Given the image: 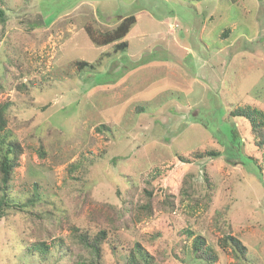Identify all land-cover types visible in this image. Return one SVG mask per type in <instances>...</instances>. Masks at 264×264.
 <instances>
[{
	"label": "rangeland",
	"instance_id": "1",
	"mask_svg": "<svg viewBox=\"0 0 264 264\" xmlns=\"http://www.w3.org/2000/svg\"><path fill=\"white\" fill-rule=\"evenodd\" d=\"M0 9V141L23 150L9 195L39 199L0 219V264H88L73 243L79 224L111 226L118 246L138 243L152 264H207L196 236L212 264H264V148L228 117L233 107L264 114V0H1ZM129 15L124 50L87 35ZM206 151L219 154L193 159ZM151 177L169 205L145 202ZM138 202L151 211L137 215ZM225 235L245 247L241 258ZM105 261L125 264L108 250Z\"/></svg>",
	"mask_w": 264,
	"mask_h": 264
},
{
	"label": "trees",
	"instance_id": "2",
	"mask_svg": "<svg viewBox=\"0 0 264 264\" xmlns=\"http://www.w3.org/2000/svg\"><path fill=\"white\" fill-rule=\"evenodd\" d=\"M4 19V13L2 9H0V23H3L5 21ZM135 22V17L133 15H129L121 20L111 30L98 33V35H94L93 32L88 29H86V32L90 40L96 45L106 46L118 42L116 43L114 49H116V51L124 50L127 47V43L122 40L128 34ZM79 66L86 68L92 67V65H89L86 62L79 64ZM6 109L7 106L5 104H0V133H2L6 127ZM228 117L246 121L249 126L254 146L257 149L264 148V114L261 111L253 107H233L229 109ZM22 153V146L19 142L0 141V219L6 216L7 212L10 210H22L27 207L32 208L39 201L36 192L32 193V195L23 204L15 203L9 195L12 174L18 166V161ZM218 154L219 153L215 151H206L193 155V159L197 160L201 159V157H216ZM236 156L239 158L238 151ZM181 160L182 162L187 163L186 159L181 158ZM257 169H259L258 166ZM151 179H153L151 182L148 181L145 184L146 187H151L150 190L147 189L144 191L145 202L150 201L152 197H159V204H161V206L169 205L170 203L167 202L165 197L166 188L163 186L161 177H151ZM150 211L151 208L149 206L141 205L139 202L136 204L135 212L137 215H139L140 212L145 213ZM110 227L111 226H106V228H96L95 226H88L87 224H84V226L81 224L73 226L71 230L73 243L78 250L85 252L89 256L88 264H106V250L114 255L115 258L122 257L125 260V264H152V257L147 255L138 243H135L132 248L128 249L118 246L116 244L118 233L115 232L114 229H110ZM188 234L191 235L190 232H188ZM222 242L224 245H228L231 248V251L236 259L241 258L244 255L243 251L245 247H243L238 239L230 235H225ZM42 248L45 249V247ZM192 248L194 254L205 263L212 264L216 261V255H214L212 250L205 245L204 239L201 236L194 237ZM80 258L81 260H84L82 254H80Z\"/></svg>",
	"mask_w": 264,
	"mask_h": 264
}]
</instances>
